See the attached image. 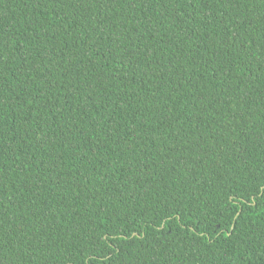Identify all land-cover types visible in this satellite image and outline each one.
<instances>
[{
    "label": "trees",
    "instance_id": "16d2710c",
    "mask_svg": "<svg viewBox=\"0 0 264 264\" xmlns=\"http://www.w3.org/2000/svg\"><path fill=\"white\" fill-rule=\"evenodd\" d=\"M0 264H264V0H0Z\"/></svg>",
    "mask_w": 264,
    "mask_h": 264
}]
</instances>
